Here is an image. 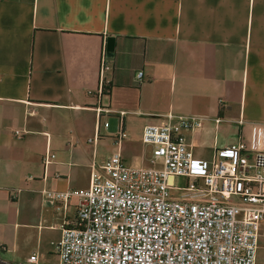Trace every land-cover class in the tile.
Masks as SVG:
<instances>
[{
    "label": "crops",
    "instance_id": "1",
    "mask_svg": "<svg viewBox=\"0 0 264 264\" xmlns=\"http://www.w3.org/2000/svg\"><path fill=\"white\" fill-rule=\"evenodd\" d=\"M169 113L202 119L184 132L199 172L264 127V0H0V259L57 261L76 199L44 190L88 189L117 151L149 165L143 130Z\"/></svg>",
    "mask_w": 264,
    "mask_h": 264
},
{
    "label": "built area",
    "instance_id": "2",
    "mask_svg": "<svg viewBox=\"0 0 264 264\" xmlns=\"http://www.w3.org/2000/svg\"><path fill=\"white\" fill-rule=\"evenodd\" d=\"M108 68L104 50L102 73ZM143 76L137 73L138 82ZM106 84L103 79L100 92ZM201 125V118L169 113L143 130V143L152 148L149 165H129L117 151L93 166L88 189L44 190L64 206L75 198L76 216L62 225L57 261L32 253L19 264H257L264 221V127L254 128L248 143L218 149L210 169L199 172L184 132ZM127 136L121 129L117 142ZM55 157L48 152L43 162ZM177 178H185V184L177 185ZM173 189L180 194L174 196Z\"/></svg>",
    "mask_w": 264,
    "mask_h": 264
},
{
    "label": "rangeland",
    "instance_id": "3",
    "mask_svg": "<svg viewBox=\"0 0 264 264\" xmlns=\"http://www.w3.org/2000/svg\"><path fill=\"white\" fill-rule=\"evenodd\" d=\"M248 160H249L250 162H253V161H254V155H252V154L249 155V156H248ZM185 182H186V179H185V178H177V179H176V183H177V185H179V186L184 185ZM172 194H173L174 196L179 195V194H180V190H175V189H173V190H172Z\"/></svg>",
    "mask_w": 264,
    "mask_h": 264
},
{
    "label": "water",
    "instance_id": "4",
    "mask_svg": "<svg viewBox=\"0 0 264 264\" xmlns=\"http://www.w3.org/2000/svg\"><path fill=\"white\" fill-rule=\"evenodd\" d=\"M112 41H113V38H109V39H108V51H109V54L113 51V44H112ZM109 54H108V55H109ZM0 264H12V263L0 259Z\"/></svg>",
    "mask_w": 264,
    "mask_h": 264
},
{
    "label": "trees",
    "instance_id": "5",
    "mask_svg": "<svg viewBox=\"0 0 264 264\" xmlns=\"http://www.w3.org/2000/svg\"><path fill=\"white\" fill-rule=\"evenodd\" d=\"M106 89V88H105Z\"/></svg>",
    "mask_w": 264,
    "mask_h": 264
}]
</instances>
